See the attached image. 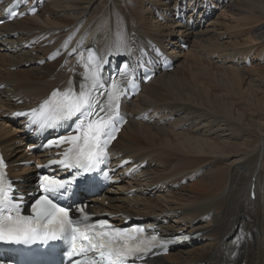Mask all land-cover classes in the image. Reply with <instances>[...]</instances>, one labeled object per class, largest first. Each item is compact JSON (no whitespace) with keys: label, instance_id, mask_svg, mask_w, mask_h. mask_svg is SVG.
<instances>
[{"label":"bare ground","instance_id":"obj_1","mask_svg":"<svg viewBox=\"0 0 264 264\" xmlns=\"http://www.w3.org/2000/svg\"><path fill=\"white\" fill-rule=\"evenodd\" d=\"M12 1L0 0V12ZM28 1L38 5L34 18L16 19L0 27L1 108L10 113L28 109L38 105L52 89L68 88L70 81L71 87L79 89L84 82L87 58L93 51L102 65L109 56L121 57L137 72L147 67L156 70L162 58L170 59L174 65L171 72L155 76L134 101L123 103L129 122L111 151L113 156L131 159L132 165H145L144 173L150 169V163L160 167L159 162H164L162 175L152 180L151 186L169 188L189 180L181 190L192 194L193 204L180 206V215L172 217L173 212L162 208L159 199L144 195L140 184L133 180L124 181L114 195L104 197L99 212L145 217L143 224L165 237L180 233L197 237L201 233V238L208 241L207 246L193 251L177 247L179 251L153 260L152 264H264V97L254 90L256 85L245 87L240 72L225 78L226 71L219 72L216 62L204 61L208 55L226 61L234 55V49L227 51L226 44H220L225 47L220 51L214 44L193 40L197 35L187 33L192 24H181L183 8H169L164 1L158 3L163 10L151 0ZM191 2L198 11L208 8V0ZM211 2L234 9L237 16L245 15L239 19L247 20V26L255 25L253 40L247 41L253 43L246 49L247 55L254 52L264 59V0ZM135 4L136 9L128 10ZM161 13H169L170 18L163 25L159 20ZM176 16L178 23L174 21ZM223 27L222 33L230 32L231 27ZM180 39L193 40L186 58L178 45ZM28 45L36 46L25 51ZM254 45L257 46L253 48ZM54 53L57 60L48 63L46 59ZM202 54L205 57L201 59ZM233 57L246 56L237 53ZM41 61L46 65L39 68ZM61 63H65L64 69H59ZM26 64H33L34 69L28 72L20 68ZM9 68L16 69L6 71ZM12 99H16L14 103ZM148 113L151 116L147 118ZM9 114L0 112V149L11 175L24 178L18 187L25 189L31 185L34 169H22L17 164L32 158L26 157V138L18 129L19 124L10 121ZM154 115L157 122L151 120ZM174 126L181 131L174 133ZM170 147L178 149L179 154L171 157L167 152ZM251 189L254 201L250 199ZM129 190H135L134 198L123 199L121 195ZM105 201L109 202L107 208ZM162 215L169 217L162 220ZM204 218L213 224L211 230L205 231L195 224Z\"/></svg>","mask_w":264,"mask_h":264},{"label":"snow or ice","instance_id":"obj_2","mask_svg":"<svg viewBox=\"0 0 264 264\" xmlns=\"http://www.w3.org/2000/svg\"><path fill=\"white\" fill-rule=\"evenodd\" d=\"M16 12H10L15 16ZM23 15V13H21ZM101 60L94 53H90L85 65L84 82L79 91L69 87L63 92L54 90L51 97L39 107L31 110L35 117L39 115L42 127H54L60 120H70L76 117L81 120L74 131L76 135L59 138V143H67L69 147L59 160H52L50 165H60L63 168L75 169L76 175L95 171L99 165L105 163V145L110 139H115L113 132L118 130L114 123L119 115V87L113 81L111 90L104 93L107 102L93 97L94 90L103 88L100 74ZM131 83V82H129ZM99 109V111H97ZM104 113V115H100ZM14 115H25L15 113ZM32 123H37L33 120ZM52 141L49 142L51 145ZM3 161L0 160V168ZM47 167V165L45 166ZM76 177H73L75 180ZM40 187L45 193L57 196L67 192L72 181L40 177ZM12 183L7 181L0 172V241L28 245L37 240L70 242L68 257L81 256L73 264H128L129 260L143 259L151 249L166 245L170 241L158 238L156 235L147 237L144 229L111 228L106 221H99L97 225L85 223L89 219L85 214L82 220H73L69 216V209L54 204L48 195L41 196L32 205V215L24 216L20 211V202L10 194ZM83 212V208L78 209ZM89 254H92L89 257Z\"/></svg>","mask_w":264,"mask_h":264},{"label":"rangeland","instance_id":"obj_3","mask_svg":"<svg viewBox=\"0 0 264 264\" xmlns=\"http://www.w3.org/2000/svg\"><path fill=\"white\" fill-rule=\"evenodd\" d=\"M145 1L146 0H139L138 2H145ZM151 1L155 2L156 6L162 10H163V7L158 6V3H161V1L169 3V5H168L169 8H171L172 6L179 8V6H181L183 8V14H184V21L181 24L184 26H186L185 25L186 22H190V24H192V26L189 27V30H187L188 31L187 33H192V34L197 35V37L194 38L193 40L201 41L202 43L204 42L205 45L213 46V44H214L215 45L214 47H219L220 51L223 50L225 47L227 48V51L230 49H234V52L232 53L234 55H236L237 53L238 54H240V53L244 54L246 57H243V58L239 57V59L234 58L233 57L234 55H231L230 58L226 59L227 62L223 58L222 59H218L217 57L212 58V55H208L205 57L204 56L205 54H202L200 57H201V59L205 57V59H204L205 62H206V60L216 62L217 64H215V65H219V67H220L219 72H222L224 70L226 71L224 73L226 75V76H224L225 78H228L229 77L228 75L232 74L233 72H240V74L242 76H244L245 87L256 85V87H254V90H256V91L258 90L259 94L264 97V59H262L261 57H256L254 55V52L249 53L247 55L248 50H246V49L250 48V47H248L249 45L250 46L253 45V43H248L247 41L253 40L252 36L254 35L253 30L255 28V25L247 26V20H240L242 17H246L245 15L242 14V16L241 15L237 16L234 12V9L231 10L230 8H228V6L222 7L221 4L216 5V3L211 2V0H208V2H207L208 8H206L205 10L201 9L199 11L194 9V6L192 5L191 0H151ZM203 1L205 2V0H203ZM197 2H199V1H197ZM96 5H98V2H96L94 7ZM102 7L103 6L101 5L100 8H102ZM133 9H136V4L134 5L133 8H128V10H133ZM130 12H127L125 14L128 16ZM152 12H153V9H152ZM168 14L161 13L162 16H161V18H159L160 25H163L164 21L167 22L168 19H170ZM42 18L45 19V18H47V16L45 17L43 15ZM144 19H146V18H144ZM152 19H153V17H152ZM174 21L177 23L179 22L178 16H176L174 18ZM92 23L93 22H91L90 25H92ZM223 24L225 26L231 27L230 29H228L231 33L230 32L226 33V31H225V33H222L224 31V27H223L224 25ZM90 25H88V27H90ZM164 26L169 27L171 25H164ZM183 30H185V29H183ZM247 30H251V32H249V31L246 32ZM177 36L181 37L180 34H178ZM198 36H200V37H198ZM193 40L185 42V44L188 45V49L186 51L185 50L182 51L183 52L182 57L184 56L186 58L188 50L189 51L191 50V42ZM180 41H183V40L181 39ZM244 43H246V44H244ZM220 44L221 45L226 44V46L223 48ZM178 45L180 48V42L178 43ZM256 46L257 45H254L252 47L255 48ZM221 47H222V49H221ZM27 51H31V50H29V47L27 48ZM194 55L197 56L198 52L197 53L194 52ZM216 56H218V55H216ZM241 58L242 59L245 58L244 61ZM37 67L42 68V67H45V65L37 66ZM20 68L25 69L28 72H29V70L34 69L33 64H31V65L26 64V65H24V67H20ZM15 69L16 68H9L6 71L14 72ZM253 71H255V72H253ZM214 72H215V74H217L219 76V73L216 70H214ZM30 74H35V72H31ZM257 87H258V89H257ZM5 98H7V97H5ZM15 100L16 99H12V103H14ZM1 106L2 105H0V112H6V114L10 113L9 110H7L6 108H1ZM149 116H151V114ZM154 121L156 122L157 120H154ZM177 129H178V126H174L171 128V130L174 133L181 131V130H177ZM197 134H199V133H197ZM176 150H178V149H176L174 147H170L169 149H167V152L170 151V154L172 157V155L179 154V153H177ZM183 160L184 159H182V162H183ZM170 162H171V164L173 163V161H170ZM159 164H160V167H158V164L155 162L150 163V169L146 173H144L145 171H142V173L137 177L136 182L138 184H140V189L142 190L143 194L149 195L150 198H154L157 200L159 199L158 200L159 204L162 205V208L168 209V211H180L178 209V208H180V206L182 208H184V207H187L189 205H192L193 201L190 199L192 194L189 193L188 190H185V191L181 190L182 188L186 187L188 185V183L191 182L189 180H185L186 181L185 184H179L178 186L170 185L169 188L168 187H166V188L161 187L160 188L158 185L151 186L150 183L152 182V180H154L158 176L162 175L161 171L164 169L165 164H164V162H159ZM21 168L26 169L24 167H21ZM168 169L171 170L172 166L169 167ZM193 183L195 184L196 182H193ZM193 183H191V184L193 185ZM173 194H175V196ZM121 197L123 199H129V200L134 198V197H126L125 194H123ZM176 199H178V201ZM169 201H171V202H169ZM129 207L130 208L133 207V203H130ZM171 208H173V209H171ZM195 224L200 226L201 229H203L205 231L211 230L213 228V224L210 222V219H208V218H204L203 220L199 219V220H197V222ZM201 240H202V242L193 244L189 247H185V248H183V250L193 251V249L203 247L204 245L205 246L208 245V241H206V239L201 238ZM179 250L173 249L171 251V253L177 252Z\"/></svg>","mask_w":264,"mask_h":264}]
</instances>
